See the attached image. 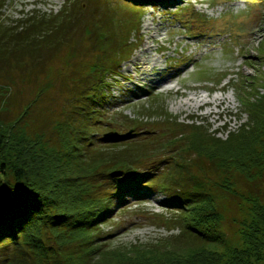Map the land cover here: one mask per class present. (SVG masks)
<instances>
[{"label": "rangeland", "instance_id": "obj_1", "mask_svg": "<svg viewBox=\"0 0 264 264\" xmlns=\"http://www.w3.org/2000/svg\"><path fill=\"white\" fill-rule=\"evenodd\" d=\"M75 1L78 11L74 21L81 18L88 24L90 20L105 18V13L110 16L107 25L102 21L94 27L92 22L87 26L85 23L84 32L71 43H60L33 57L27 53L19 65L14 56L5 58L1 62L5 64L0 71V84L10 86V91L2 96L6 98V108L0 111V119L11 121L38 97L20 126L32 133L51 132L55 122L70 113L76 92L85 93V76L90 66L109 61L118 48L130 49L135 44L133 52L120 63L121 75L108 76L109 108L95 117L105 121L96 131L124 132V125L115 123L124 120L122 114L140 117L142 124L138 128L143 131H137L136 137L130 132L129 139L143 141L151 156L158 148L153 155L154 164L146 160L145 166L152 172L160 169L159 178L175 170L180 181L190 174L208 176L206 184L218 195L217 205L224 215L222 228L227 244L218 248L224 251L228 246H242L240 229L243 219L249 216L248 204L240 196L217 187L216 184L224 183L225 174L195 153L190 139L196 126L226 139L229 131L237 132L249 120L244 101L256 90L264 92V0H169L167 6L145 5L133 10L120 0ZM65 2L4 0L1 11L6 16L4 22L13 27L36 13L53 15L63 9ZM175 73L170 82L155 84ZM195 96L208 100L209 105L197 107L196 100L191 99L179 107ZM216 96L225 98L222 105L213 102ZM78 103L90 105L85 96ZM209 111L214 113L208 114ZM216 111H221L220 117ZM168 141L173 145H164ZM163 159L172 164H164ZM176 162L181 174L175 169ZM233 178L236 191L258 195L264 203V175L250 180L238 172ZM106 179L101 185L104 196ZM149 183L147 180L139 190H125L126 202L102 222L101 233L108 236L106 240L112 247L173 239L183 233L181 225L170 221L178 208L164 204L169 200L168 190L150 188ZM201 244L189 238L173 246L185 251Z\"/></svg>", "mask_w": 264, "mask_h": 264}, {"label": "trees", "instance_id": "obj_2", "mask_svg": "<svg viewBox=\"0 0 264 264\" xmlns=\"http://www.w3.org/2000/svg\"><path fill=\"white\" fill-rule=\"evenodd\" d=\"M120 1L132 10L169 4V0ZM76 6L75 0H66L63 9L53 15L36 13L11 27L4 22V0H0V71L5 64L1 62L9 56H14L19 65L27 53L33 57L60 43H71L84 32L85 23L107 25L110 19L104 13L105 18L88 24L81 18L74 21ZM133 45L130 49L118 48L109 61L90 66L85 93L76 92L70 113L57 120L51 132L32 133L20 126L38 97L11 121L0 119V264H264V203L258 195L236 191L233 178L238 172L250 180L264 175V92L256 90L248 96L244 111L249 120L237 132L229 131L226 139L209 133L208 128L202 131L201 126L194 128L190 139L193 151L225 174L224 183L217 187L248 204L249 216L241 222L242 246L221 251L218 246L227 244L222 228L224 215L217 205L218 195L207 186L208 176L190 174V181H180L175 170L159 178L160 169L152 172L146 167L145 162H154L158 148L151 156L143 141L133 139L143 131L138 128L140 117L122 114L124 120L115 123L124 125V132L114 129L108 136L109 131H96L105 121L95 117L109 108L108 76L121 75L120 63L133 52ZM7 91L10 86L0 84V111L6 108L2 96ZM81 96L88 98L89 106L78 103ZM130 132L135 135L132 139ZM163 163L171 162L163 159ZM178 166L176 162L175 169ZM114 170L124 175L112 176ZM105 177L108 182L103 190L107 196L101 194ZM147 180L150 188L168 190L169 200L164 204L178 208L170 221L181 225L183 233L170 240L112 247L108 236L101 233L102 222L126 202L125 190H139ZM189 238L202 244L185 251L173 246Z\"/></svg>", "mask_w": 264, "mask_h": 264}, {"label": "bare ground", "instance_id": "obj_3", "mask_svg": "<svg viewBox=\"0 0 264 264\" xmlns=\"http://www.w3.org/2000/svg\"><path fill=\"white\" fill-rule=\"evenodd\" d=\"M177 73H175V75H172V76H169L168 79H164V80H161V81H157L155 84H157V86H160L162 83L164 82H170V80L172 78H175ZM156 78H154L155 80ZM160 83V84H158ZM176 92H178V90H176ZM199 97H191L188 99V101H186L185 103H180L179 104V107H183L184 104H189L190 100L193 99V100H196V104H197V107H202L203 105H209V101L208 100H205L204 98H200L198 99ZM225 98L224 97H219V96H216L214 98V101L216 103V106H220L223 104ZM198 101V102H197ZM214 112L213 111H209L208 114H213ZM215 113H218L219 117L221 116V111H216Z\"/></svg>", "mask_w": 264, "mask_h": 264}, {"label": "water", "instance_id": "obj_4", "mask_svg": "<svg viewBox=\"0 0 264 264\" xmlns=\"http://www.w3.org/2000/svg\"><path fill=\"white\" fill-rule=\"evenodd\" d=\"M123 174V171H119V170H114L111 172L112 176H120Z\"/></svg>", "mask_w": 264, "mask_h": 264}]
</instances>
